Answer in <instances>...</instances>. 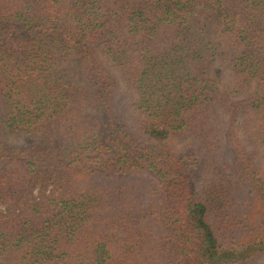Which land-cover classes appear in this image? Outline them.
Returning <instances> with one entry per match:
<instances>
[{"label":"trees","instance_id":"1","mask_svg":"<svg viewBox=\"0 0 264 264\" xmlns=\"http://www.w3.org/2000/svg\"><path fill=\"white\" fill-rule=\"evenodd\" d=\"M1 134L0 264L255 263L264 0H0Z\"/></svg>","mask_w":264,"mask_h":264},{"label":"rangeland","instance_id":"2","mask_svg":"<svg viewBox=\"0 0 264 264\" xmlns=\"http://www.w3.org/2000/svg\"><path fill=\"white\" fill-rule=\"evenodd\" d=\"M76 60L77 58L75 56H72V58L70 59V62L71 63H76ZM219 73H220V70L214 68V69H211V77L214 78V79H219ZM113 75L115 77V80H116V86H115V89H114V101L117 105L116 107V111L117 113L119 114V116L122 115V111H123V107L121 106V102H120V99L121 98H124L125 94V89L123 87V84L121 83V81L119 80L118 78V75L113 72ZM3 143L9 147H15V146H22V145H26L29 141L24 139V138H20V139H9V138H6L4 135H0ZM179 147V145H178ZM248 151H251L250 149H247ZM256 157H255V162L256 164L259 166V167H263L264 166V150H257L256 151ZM238 264H249L248 261H244V262H240ZM253 264H264V257L261 258L260 260H257L255 263Z\"/></svg>","mask_w":264,"mask_h":264}]
</instances>
